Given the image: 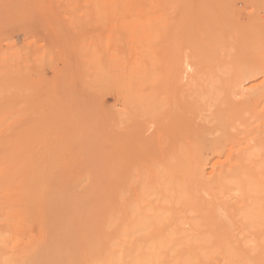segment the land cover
Masks as SVG:
<instances>
[{
    "label": "rangeland",
    "instance_id": "1",
    "mask_svg": "<svg viewBox=\"0 0 264 264\" xmlns=\"http://www.w3.org/2000/svg\"><path fill=\"white\" fill-rule=\"evenodd\" d=\"M213 198L264 264V0H0V264H226Z\"/></svg>",
    "mask_w": 264,
    "mask_h": 264
},
{
    "label": "bare ground",
    "instance_id": "2",
    "mask_svg": "<svg viewBox=\"0 0 264 264\" xmlns=\"http://www.w3.org/2000/svg\"><path fill=\"white\" fill-rule=\"evenodd\" d=\"M183 70H185V69H183ZM188 71V70H187ZM183 73V72H182ZM148 101H151V100H148ZM149 104H151L152 103V101H151V103L150 102H148ZM153 104V103H152ZM154 105V104H153ZM157 108H158V106H156ZM152 110V109H151ZM150 112V111H149ZM220 189L221 190H223V192H224V197L228 194V193H226V190H227V185L225 184V183H223L222 185H221V187H220ZM215 194H219V193H215ZM212 195L214 196V193L212 192ZM227 208H229V207H227V204L225 203V201L224 200H221V201H219V202H217L214 198L212 199V201H210V208H209V210H208V212H207V217H205L204 219L206 220V218L208 219V221H209V224H205L204 226H206V225H208V226H210V227H207L208 229L210 228L211 229V233H210V230H209V232H208V234L210 233V241H207L208 242V244H210L209 246H210V252H211V254L212 255H222V256H224V258L226 259V261H227V263L226 264H234V263H232V260H231V258L229 257L230 255H229V253H228V251H230L227 247H228V244H230V246L232 247V248H235V245L234 246H232L231 245V242H230V240L228 239L229 237V235L227 234V232L228 231H230V230H228V228H229V225L230 224H228V222L231 220H229V217H228V215H230V214H228V209ZM229 210H230V208H229ZM207 220L206 221H204L205 223L206 222H208ZM232 221H234V220H232ZM231 222V221H230ZM233 228V227H232ZM228 233H230V232H228ZM231 237V236H230ZM229 240V241H228ZM210 242V243H209ZM230 242V243H229ZM230 246H229V248H230ZM260 247V246H259ZM236 249H237V246H236ZM236 249L234 250L235 252H237L236 251ZM228 250V251H227ZM232 250V249H231ZM237 250H239L238 251V253L237 254H239V252H241L242 250L241 249H237ZM254 251V250H253ZM242 253V252H241ZM256 253V252H255ZM260 253V252H259ZM262 253V252H261ZM247 254H248V252H247ZM258 254V253H257ZM256 254V255H257ZM263 254V253H262ZM243 255H244V253H243ZM246 255V254H245ZM261 255V254H260ZM235 256L237 257V255L235 254ZM247 256V255H246ZM231 257H232V254H231ZM248 257V256H247ZM254 257H255V255H254ZM257 257H258V255H257ZM257 257H255V259L257 258ZM237 259V258H236ZM231 262H230V261ZM241 260H243L242 258H241ZM240 260V261H241ZM245 262V261H244ZM236 264V263H235Z\"/></svg>",
    "mask_w": 264,
    "mask_h": 264
}]
</instances>
